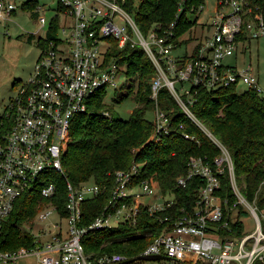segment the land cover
<instances>
[{
  "label": "built area",
  "instance_id": "1",
  "mask_svg": "<svg viewBox=\"0 0 264 264\" xmlns=\"http://www.w3.org/2000/svg\"><path fill=\"white\" fill-rule=\"evenodd\" d=\"M56 2L57 15L49 22L47 37H40L44 45L40 47L34 74L20 88L18 96L10 100L6 115L12 118L11 127L0 133V237L16 200L24 192L34 189L43 197L54 196V177L64 173L63 159L73 119L88 110L90 97L98 91L117 90L119 84L126 89L130 83L126 65L108 58L116 41L120 48L128 43L141 45L157 69L151 85V98L156 103L155 128L149 141L158 142L174 132L171 117L158 103L159 92L166 86L183 111L222 151L214 165L202 157H191L187 172L177 177L181 186L196 177L204 184L198 189L194 207L179 215L171 229L156 236L139 254L166 257L128 264H165V260L174 264H253L264 260V213L260 214L240 191L227 147L190 109L199 88L236 85L264 95L255 68L251 64L240 65L251 41L264 38V0H212L207 9L205 0L197 14L206 10L211 19L208 33L183 55L174 54L175 45L164 34L156 30L143 33L120 0ZM18 8L16 0H0V24L10 20ZM40 9L37 4V19L41 26H46L47 18ZM122 77L125 79L120 80ZM105 115L111 116L108 111ZM179 127L185 126L180 123ZM182 134L186 139L195 138L186 131ZM224 165L237 197L230 209L218 194ZM142 166L135 162L128 169L112 173L114 186L109 201L88 223L84 202L97 198L106 188L93 181L80 186L68 182L64 209L45 204L34 220V224H40V231L34 235L33 244L14 250L0 248V264H18L20 259L32 255L39 257V264H115L128 259L119 252L88 253L83 238L92 231L125 223L135 225L142 206L156 213L174 204V194L165 195L158 184L144 178ZM147 197L153 201H147ZM237 205L248 214L240 215ZM55 212L66 220V226L48 222ZM246 216L254 221L250 233H245ZM239 221L243 228L237 234L235 226ZM26 228L32 230L33 225L27 224ZM42 241L48 243L40 246Z\"/></svg>",
  "mask_w": 264,
  "mask_h": 264
},
{
  "label": "trees",
  "instance_id": "2",
  "mask_svg": "<svg viewBox=\"0 0 264 264\" xmlns=\"http://www.w3.org/2000/svg\"><path fill=\"white\" fill-rule=\"evenodd\" d=\"M126 11L134 18L140 30L148 34L156 30L168 37L175 49L184 43L182 36L197 23L198 8L205 0H120ZM22 7L33 10L37 17L34 0H27ZM173 24V25H172ZM56 28V27H54ZM42 39L39 47L43 46ZM187 56V55H185ZM108 58L126 65L130 79L127 92L117 102L133 97L136 107L130 117H119L108 102L107 92L98 91L90 97L88 110L77 114L70 131L68 151L64 156V173L55 175L57 188L54 196L43 197L36 190L24 192L15 202L11 215L5 222L0 237V248L14 250L20 246H31L34 236L27 231L45 204L64 209L67 200V183L75 186L93 181L106 188L97 198L84 202L86 222H91L103 210L114 186L112 173L128 169L133 163L143 164L142 176L158 184L162 192L173 193L175 202L165 210L151 213L142 206L135 225L121 224L116 228L89 232L83 243L88 253L119 252L128 258L138 256L160 233L173 227L175 219L185 210H191L204 180L196 177L186 186L177 184V177L188 170L191 157H202L214 165L221 155L220 147L181 108L166 86L159 92L158 103L173 121L174 132L160 141H149L155 128L154 119L147 117L155 109L151 98V85L157 69L141 45L120 48L115 41ZM193 92L194 89H192ZM187 98V96H186ZM195 101L190 109L229 150L236 182L247 200L264 213V95L253 88L238 90V86L199 88L194 93ZM110 112L111 116L105 115ZM7 113L0 116V133L11 127L12 118ZM180 123L184 129H180ZM183 131L193 135L186 139ZM221 187L218 194L227 208H232L237 197L234 193L230 173L224 165ZM167 192V193H166ZM171 194V195H173ZM240 215L248 212L237 205ZM242 221L237 222L235 233L242 232ZM253 264H264L256 260Z\"/></svg>",
  "mask_w": 264,
  "mask_h": 264
},
{
  "label": "rangeland",
  "instance_id": "3",
  "mask_svg": "<svg viewBox=\"0 0 264 264\" xmlns=\"http://www.w3.org/2000/svg\"><path fill=\"white\" fill-rule=\"evenodd\" d=\"M27 0H16L19 8L12 14L11 19L0 24V116L6 113L7 106L10 100L17 97L20 88L28 82L34 74L35 63L40 54L39 40L47 37L49 30V22L57 15L56 0H34L42 9L41 13L47 18V25L41 26L40 21L33 15V10L23 8L22 4ZM212 0H206L207 5H211ZM212 8V6H211ZM206 10L198 15L191 14L197 23L193 29L185 33L182 38L189 42L184 43L181 47L174 50L175 55H183L187 50H190L197 40L208 33V25L211 20L207 16ZM61 21L62 16H60ZM62 24V23H60ZM203 24V25H202ZM251 64L260 79L261 87L264 89V38L260 40H252L250 46L246 48V53L242 57L241 66ZM121 78L120 80H124ZM244 86L238 87L239 91L244 90ZM107 95L108 102L113 104L114 112L121 118L128 119L136 107V101L133 97L125 99L123 102H117L118 97L122 96L127 89L119 84L117 90L109 89ZM147 117L153 118V113L148 112ZM147 201H153L152 197H147ZM245 225V233H250L254 229V221L251 216L243 218ZM62 223L66 226V220H61L59 214L55 212L50 217V223ZM35 223V222H34ZM32 224V230H28L33 236L40 231V224ZM52 223H50L52 225ZM52 227V226H51ZM38 238H41L38 236ZM48 241H42L40 246L46 245ZM162 263L174 264L170 260H165ZM18 264H39V257L32 255L18 261Z\"/></svg>",
  "mask_w": 264,
  "mask_h": 264
},
{
  "label": "water",
  "instance_id": "4",
  "mask_svg": "<svg viewBox=\"0 0 264 264\" xmlns=\"http://www.w3.org/2000/svg\"><path fill=\"white\" fill-rule=\"evenodd\" d=\"M166 256H161V255H155V256H143V255H138L136 257L128 258L123 262L120 263H115V264H128V263H133L137 260L140 259H146V260H157V259H162L165 258Z\"/></svg>",
  "mask_w": 264,
  "mask_h": 264
},
{
  "label": "crops",
  "instance_id": "5",
  "mask_svg": "<svg viewBox=\"0 0 264 264\" xmlns=\"http://www.w3.org/2000/svg\"><path fill=\"white\" fill-rule=\"evenodd\" d=\"M41 39V38H40ZM38 60V59H37ZM37 62V61H36ZM36 64V63H35Z\"/></svg>",
  "mask_w": 264,
  "mask_h": 264
}]
</instances>
